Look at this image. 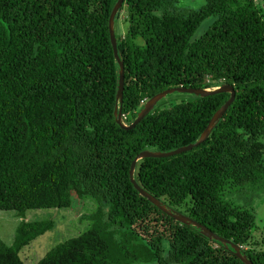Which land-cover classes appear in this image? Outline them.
<instances>
[{"label":"trees","instance_id":"obj_1","mask_svg":"<svg viewBox=\"0 0 264 264\" xmlns=\"http://www.w3.org/2000/svg\"><path fill=\"white\" fill-rule=\"evenodd\" d=\"M116 1L0 0V211L67 209L82 197L97 203L90 225L37 264H243L235 246L264 264V251L254 248L260 241H252L254 211L227 198L264 188V3L123 0L114 17L125 125L163 90L233 87V101L202 143L139 159L133 170L140 188L214 239L142 197L129 169L142 151L195 143L229 93L166 108L158 101L133 128H120L119 66L107 26ZM53 224L21 220L10 245L0 240V264H25L19 251Z\"/></svg>","mask_w":264,"mask_h":264},{"label":"rangeland","instance_id":"obj_2","mask_svg":"<svg viewBox=\"0 0 264 264\" xmlns=\"http://www.w3.org/2000/svg\"><path fill=\"white\" fill-rule=\"evenodd\" d=\"M259 1L264 3V0ZM203 4L204 0L189 1V5L193 8L201 7ZM124 16L125 13L120 15V23L123 30L125 29V24L122 22ZM212 22L213 18L206 19L194 33L193 37L196 38L202 35ZM118 27V22H114L115 33L118 31ZM192 98H195V95L192 93L173 92L159 100L160 102L158 106L166 108ZM126 119H130V115H127ZM262 141L264 142V138ZM249 190L250 191H247L246 193L241 192L238 194H235L233 192L234 190H232L230 193H227V198L229 201L232 199L235 204H239L254 211L255 228L251 234L252 241L256 243L257 241H260L259 246L254 248L264 251V188H250ZM82 199L81 203L73 201L71 208L54 210L31 209L25 211L22 216L13 211H0V240L5 245H10L15 229L21 220H52L54 224L50 230L35 238L30 244L19 251V256L25 264H37L45 253L53 246L70 237L78 235L90 225L86 216L95 211L97 203L92 199H86L85 197H82ZM141 243L143 242L134 241L135 246ZM140 249L142 252L141 257H148L149 251L146 249L143 250L142 247H140Z\"/></svg>","mask_w":264,"mask_h":264},{"label":"water","instance_id":"obj_3","mask_svg":"<svg viewBox=\"0 0 264 264\" xmlns=\"http://www.w3.org/2000/svg\"><path fill=\"white\" fill-rule=\"evenodd\" d=\"M123 3V0H117L115 4L113 5L111 12L108 17V33H109V39L113 50V55L118 63L119 66V78H118V86H117V92H116V99L118 101V104L114 107V114H116V121L117 124L120 126V128L123 129H131L133 128L140 120L145 116L148 111H150L159 100H161L166 95L173 93V92H185V93H192L194 95L198 96H208L214 93H229V98L226 100V102L218 109L216 112L211 116L209 122L207 123L204 130L201 132L198 140L190 145L179 147L175 150L168 151V152H152V151H142L139 154H137L129 169V179L133 187L138 191V193L146 198L152 205H154L157 209L161 210L163 213L167 214L171 218L175 219L176 221L186 224V225H192L197 228H199L201 231L205 233V235L209 238L218 239L216 235L213 234L208 228L202 226L201 224L197 223L196 221L190 219L187 216L180 215L177 213H173L170 210H168L158 199L154 198L150 194H148L146 191H144L142 188H140L137 183L133 179V170L135 167L136 162L139 159L143 158H163V157H169L175 154H180L184 151H188L193 147L198 146L200 143H202L209 135L214 123L224 114L228 106L231 104V102L234 99L235 92L233 90V87L227 84L221 85L218 88L214 89H200V88H186V87H173L166 90H163L155 95H153L150 99H148L143 108L137 113L136 118L127 126L122 122L121 114H120V107L122 104V93H123V86H124V71H123V64L121 60L119 59L116 51V36H115V30H114V17L117 13V11L121 8ZM235 253L237 258L243 263V264H253L246 256L242 255L240 253V248L238 246L234 247Z\"/></svg>","mask_w":264,"mask_h":264}]
</instances>
